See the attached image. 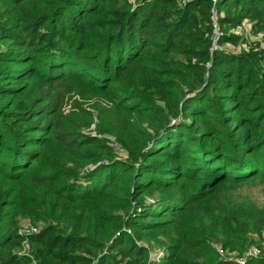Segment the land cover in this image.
<instances>
[{"label": "trees", "instance_id": "16d2710c", "mask_svg": "<svg viewBox=\"0 0 264 264\" xmlns=\"http://www.w3.org/2000/svg\"><path fill=\"white\" fill-rule=\"evenodd\" d=\"M210 10L0 0V264H264V207L231 196L264 180V0H218L238 52Z\"/></svg>", "mask_w": 264, "mask_h": 264}, {"label": "built area", "instance_id": "2783aa9c", "mask_svg": "<svg viewBox=\"0 0 264 264\" xmlns=\"http://www.w3.org/2000/svg\"><path fill=\"white\" fill-rule=\"evenodd\" d=\"M180 6H184L187 2L190 0H178ZM211 3V10H210V27H211V50L216 51L218 49H221L222 47L220 46V41L224 37L225 33L222 30L219 20H218V13L216 10V4L218 0H209ZM251 28V25H249ZM246 28L249 31V28L247 26L241 25L237 26L236 28L232 29V32L236 35H243L245 33ZM250 32V31H249ZM241 46V45H240ZM241 47L239 48V50ZM247 49V48H246ZM238 50V51H239ZM229 51V50H226ZM26 228V234H34L37 232L38 228L34 226H29L28 224ZM24 229V226H22ZM22 234H25L21 230ZM216 251L218 252L219 256L221 259L225 260H234L237 264H245L247 260L252 259V258H258L261 255L260 250L252 246L250 247L243 256L235 258L234 255H229L227 251H225L220 245H214ZM166 257V252L163 249H154L151 251L150 255V261L153 264H158L164 260Z\"/></svg>", "mask_w": 264, "mask_h": 264}, {"label": "rangeland", "instance_id": "374dc122", "mask_svg": "<svg viewBox=\"0 0 264 264\" xmlns=\"http://www.w3.org/2000/svg\"><path fill=\"white\" fill-rule=\"evenodd\" d=\"M241 25L247 26L249 28V31H250L251 28L249 27V25H250L249 21L244 20L240 24V26ZM249 31L246 28L245 33L243 34L244 38L248 40V47H249L250 44H253V42H256L255 41L256 40L255 37L251 36ZM258 38H262V37L260 35H258ZM261 45H262V47H264V41H262L260 46ZM241 46L238 45L237 47H234V46H232L230 44H226V45H223L222 48L224 50H229L228 52H238V50H239V48ZM74 100H77V96H73L72 101H74ZM67 108H69V107H67ZM69 109H67V111H70ZM93 127L94 126H92V128ZM120 156H121L120 159H126L127 158L125 153L120 154ZM234 189L235 190L231 193L233 201H236L238 203L239 202L248 201V202L254 203L258 207H264V180H255V181L246 182L245 184H242V185H240V186H238L237 188H234ZM26 224H28V223L27 222H22L21 223V230L25 234H26V228H27ZM22 226H24V229H23ZM263 235H264V233H263ZM259 245H263L264 246V242L259 244ZM252 246L257 247L260 250V252H261L260 256H262L263 252H262L261 248L257 244H250L247 247V249L240 255L238 253H236L235 251H228V250H225V251H227L229 255H234L235 258H238V257L243 256V254H245L247 252V250L250 247H252ZM162 248L163 247H161L160 245H151L150 252L148 254L149 264H151V261H150L151 251L154 250V249H162ZM24 252L25 251H23V250L21 251V253H23V254H24Z\"/></svg>", "mask_w": 264, "mask_h": 264}]
</instances>
